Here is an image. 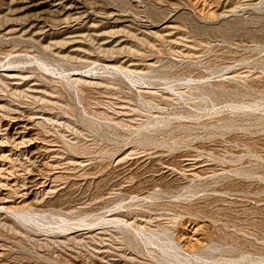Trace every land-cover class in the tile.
<instances>
[{
  "label": "rangeland",
  "instance_id": "1",
  "mask_svg": "<svg viewBox=\"0 0 264 264\" xmlns=\"http://www.w3.org/2000/svg\"><path fill=\"white\" fill-rule=\"evenodd\" d=\"M0 264H264V0H0Z\"/></svg>",
  "mask_w": 264,
  "mask_h": 264
}]
</instances>
